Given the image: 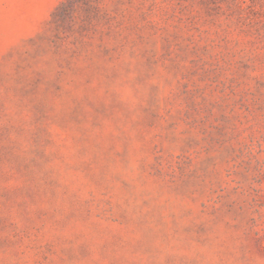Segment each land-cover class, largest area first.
Wrapping results in <instances>:
<instances>
[{"label": "rangeland", "instance_id": "1", "mask_svg": "<svg viewBox=\"0 0 264 264\" xmlns=\"http://www.w3.org/2000/svg\"><path fill=\"white\" fill-rule=\"evenodd\" d=\"M0 264H264V0H0Z\"/></svg>", "mask_w": 264, "mask_h": 264}]
</instances>
